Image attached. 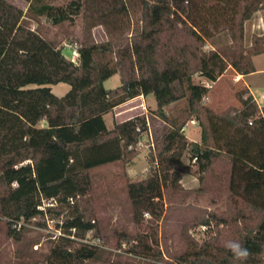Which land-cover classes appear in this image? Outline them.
I'll use <instances>...</instances> for the list:
<instances>
[{
  "label": "trees",
  "instance_id": "16d2710c",
  "mask_svg": "<svg viewBox=\"0 0 264 264\" xmlns=\"http://www.w3.org/2000/svg\"><path fill=\"white\" fill-rule=\"evenodd\" d=\"M24 1L27 10L0 0V222L6 224L8 236L20 241L26 224L49 216L59 222L55 226L62 234L34 264L99 259L103 250L80 239L93 230L95 235L102 232L78 201L92 189V170L129 164L140 153L141 134L149 131L144 115L115 122L112 130L104 115L137 97L153 95L157 108L152 116L169 128L156 162L152 159L156 166L127 181L134 221L143 222L145 214L159 221L164 199L181 190L188 173L181 163L188 142L183 127L168 123L166 108L187 99L188 120L201 128L200 142L191 144V157L197 158L204 175L201 181L216 173L217 164H226V179L216 182L226 185L235 204L229 220L211 215L235 227L230 230L233 240L250 254L237 261L213 240L193 243L176 257L177 264H264V107L248 90L236 94L241 108L218 114L203 103L227 69L242 75L255 72L253 57L264 54V36H254L245 46V25L264 11V0H67L71 14L55 7L53 0ZM80 13L85 34L101 25L107 39L98 43L86 37L79 42L78 63L30 27L31 20L42 16L61 25ZM225 32L230 47L204 49ZM114 75L121 84L107 89L105 82ZM196 75L210 84L196 83ZM61 83L70 90L58 97L52 86ZM221 126L233 129L234 136L222 134ZM53 198L56 207L39 208ZM204 218L200 222L209 225ZM19 222L23 225L17 230L13 225ZM123 238L133 239L127 234ZM134 252L151 257L152 246L137 238ZM152 255L163 259L159 250Z\"/></svg>",
  "mask_w": 264,
  "mask_h": 264
},
{
  "label": "rangeland",
  "instance_id": "374dc122",
  "mask_svg": "<svg viewBox=\"0 0 264 264\" xmlns=\"http://www.w3.org/2000/svg\"><path fill=\"white\" fill-rule=\"evenodd\" d=\"M10 1L27 10L28 6L24 0ZM68 1L53 0V5L61 7L71 14L73 9L68 6ZM126 24L128 27V23ZM83 26L84 19L81 13L71 16L61 25H54L46 16L40 17L38 21H30L32 29L37 30L46 39L55 42L63 50L64 55L74 63H78L77 44L84 38L88 37L98 43L107 39L103 26L98 25L86 34L83 31ZM263 32L264 11H259L246 22L245 46H250L253 37L262 36L260 34ZM125 34L130 36L128 28L125 29ZM231 44V38L225 32L215 36L212 45L208 43L204 49H224L230 47ZM257 63L264 69V56L260 57ZM256 79L261 82L260 87L264 89V74H260ZM195 82L210 84L198 75L195 76ZM120 84V78L116 76L105 86L116 88ZM62 86L66 85L55 86L54 93L60 92L59 88ZM217 94L216 90H213L204 98L203 103L207 106L213 104L212 108L218 114L230 107H235V105L240 106L236 95L233 96L230 93L226 100L218 92ZM152 98L156 102L154 96ZM136 104L138 103L124 106L116 113L107 115L105 119L111 129L112 118L113 116L115 118L116 114L120 115L119 119L124 121L140 115L146 117L149 131L140 136L142 146H137L140 151L139 155L125 166L116 163L92 170V189L87 196L78 201L80 210L91 216L102 232V235H95V230H93L87 234L91 240L100 237L101 243L97 247L103 250L99 259L90 261L88 264H177L176 257L188 252L193 243L202 244L216 240V243L225 246L226 242L235 238L230 232L235 227L219 223V220L214 219L211 214H215L217 218H228L229 220L230 212L235 209V204L229 200L226 185L216 182L219 177L226 179V164H217L216 173L206 178L202 183L201 178L204 175L191 157V144L200 142L201 128L197 121L188 120L189 104L187 99L166 108L168 123L177 129L183 127L182 131L188 142L187 149L181 159L183 169H188V173L183 176L180 182L181 190L170 193L169 197L164 199L165 213L159 221L153 220L149 214L144 215L143 222L136 223L134 221L133 208L127 194V181L144 176L147 169L156 166L157 156L165 145L163 134L169 128V125H166L161 119L152 116V112L157 107H152L149 102H146L144 106L142 103ZM133 108L137 109L132 111ZM44 125L45 122H42L41 126ZM185 127L186 129H184ZM220 130L222 134L228 133V135L234 136L233 129L228 131L225 126H221ZM235 136L237 137V135ZM151 144H154V147ZM170 156L168 155V158ZM2 191L0 185V193ZM203 217L209 221V225L200 222ZM56 222L58 221L51 220L49 216L33 219L25 225L28 230L23 232L20 241L9 237L6 224L0 222V264H34L41 261L42 255L49 251L52 244L53 232L57 229ZM39 223L46 225H39ZM60 223L62 222L60 221ZM123 234H127L133 239L126 240L123 238ZM137 238L147 240L152 246V254L159 250L163 259L159 260L152 254L149 257L134 252Z\"/></svg>",
  "mask_w": 264,
  "mask_h": 264
},
{
  "label": "crops",
  "instance_id": "0c3cea01",
  "mask_svg": "<svg viewBox=\"0 0 264 264\" xmlns=\"http://www.w3.org/2000/svg\"><path fill=\"white\" fill-rule=\"evenodd\" d=\"M260 35H263L264 36V32L261 33ZM264 56V54H261V55H257V56H254L253 57V63H254V66H255V72L251 73V74H248V75H242V74H239L237 73L235 70H233L232 68H229L227 69V71L217 80V82L213 83V86L211 87V89L213 90H216V94L217 92L220 94V96H224L227 99L228 95L231 93L233 94V96H235L239 91H242V90H248L250 92V94H252V96L254 97V99L256 100V102L259 104L260 107H264V89L260 87V81L256 79L257 76H259L260 74H264V69L263 67H261V65H258L257 63V60ZM118 75H114L113 77H116ZM113 77H111L110 79H108L106 82H105V85L107 82H109ZM119 77V76H118ZM60 85H66V86H62L61 88H59V91L57 94L54 93V90L53 88L55 86L57 87H60ZM106 87V86H105ZM107 89H114V88H108L106 87ZM70 90V87L67 85V84H64V83H61V84H58V85H53L52 86V91L55 95H57L58 97H63L64 95H66V93H68V91ZM210 91V93H212V91ZM218 95V94H217ZM153 95H149V96H140V97H137L133 100H130L118 107H116L112 112L104 115V119L107 115L109 114H112L113 112H117L120 108L124 107V106H127V105H130V104H134L135 102L138 103L136 105H139V104H144L146 102H149L151 103V106L152 107H157L156 105V102H154L153 98H152ZM155 99V97H154ZM223 99V98H221ZM225 100V99H223ZM210 108L214 107V105L212 104L211 106H209ZM235 107H238V108H241V104L240 106L238 105H235ZM137 108H133L131 109L132 111L135 110ZM213 109V108H212ZM156 110V109H155ZM143 113V112H141ZM119 116L118 114L115 115V118L113 116L112 118V128L109 129L108 127V121L105 119V123L107 125V128L109 130H112L113 127H114V123L115 122H125L124 120H121L119 119ZM130 120V119H129Z\"/></svg>",
  "mask_w": 264,
  "mask_h": 264
},
{
  "label": "built area",
  "instance_id": "2783aa9c",
  "mask_svg": "<svg viewBox=\"0 0 264 264\" xmlns=\"http://www.w3.org/2000/svg\"><path fill=\"white\" fill-rule=\"evenodd\" d=\"M184 129H186V127ZM137 146L138 147L142 146V141L141 140H139ZM151 146L154 147V144H151ZM196 160H197V158L195 157L193 159V161L196 162ZM70 201H71V203H73V200H70ZM57 205H58L57 200L53 198V199H50V200H44L42 206H40L39 208L42 209V210H45L47 207H56ZM22 225H23V223L19 222V223L13 225V227L16 228L17 230H20ZM72 231H75V229H72ZM61 234H62L61 233V229H56L53 232V237L52 238L56 239L57 237L61 236ZM80 241L85 243V244H89V245H93V246H99L100 243H101L100 237H96V238H93L91 240V239L88 238V235L86 236V238L80 239Z\"/></svg>",
  "mask_w": 264,
  "mask_h": 264
},
{
  "label": "clouds",
  "instance_id": "9594fccd",
  "mask_svg": "<svg viewBox=\"0 0 264 264\" xmlns=\"http://www.w3.org/2000/svg\"><path fill=\"white\" fill-rule=\"evenodd\" d=\"M225 247L232 253L237 261H245L249 257V250L238 241H228Z\"/></svg>",
  "mask_w": 264,
  "mask_h": 264
}]
</instances>
